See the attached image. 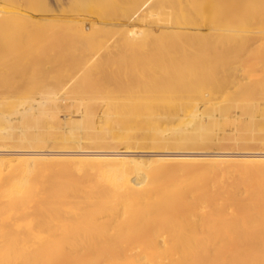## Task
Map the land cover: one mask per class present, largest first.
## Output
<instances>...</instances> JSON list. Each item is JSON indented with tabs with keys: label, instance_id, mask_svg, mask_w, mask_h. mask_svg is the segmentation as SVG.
<instances>
[{
	"label": "bare ground",
	"instance_id": "bare-ground-1",
	"mask_svg": "<svg viewBox=\"0 0 264 264\" xmlns=\"http://www.w3.org/2000/svg\"><path fill=\"white\" fill-rule=\"evenodd\" d=\"M3 1L6 0L0 3ZM38 2V13H51V20H39L34 7L31 12L36 15L29 13V22L53 32L55 38L50 40L55 41L54 50L48 54L37 45L42 52L40 62L35 61L40 63L37 80L34 78L36 89L16 91L17 83L13 90H0V151L13 153L18 147L48 145L59 149L76 145L84 150L83 144L113 149H89L88 153L83 151L87 156L74 157H64L57 151L15 158L0 154V264H264V151L218 157L197 150L205 144L215 146L220 140L214 138L218 131L213 134L212 130L221 117L216 118V105L207 106L205 100L206 109L211 108L205 116L201 105H196L199 100L195 103V99L204 97L205 87H200L202 82L197 76L207 73L204 75L210 79L219 75L217 72H230L232 49L225 50V46L221 58L217 57L220 63H216L212 56L217 47H211L207 40L222 42L220 38L228 35L231 24L226 19L219 26L211 21L212 17L230 13L234 19L236 12L252 8L255 16L250 22L261 27L264 0H54L52 10L45 0ZM229 8L234 9V15ZM6 17L0 21L7 20ZM199 18L212 22L208 35L204 33L206 42L196 41L197 31H179L190 25L189 28L197 29ZM135 20L136 26L125 28ZM25 24L31 27L30 23ZM247 38L242 36L241 40ZM203 53L208 58L202 60ZM149 77L155 82L150 84ZM224 83L228 81L224 79ZM179 84L189 92L183 94L184 91L175 89ZM202 84L207 87L212 83ZM149 85L155 90H150ZM153 91L157 94L150 93ZM67 94L71 103L77 104L70 106L67 102L64 106H70L68 111L72 112L74 106L81 119L50 131L51 127L43 125L44 116L52 110L56 115L61 108L57 113L54 108ZM231 97L250 117L248 121L255 124L251 119L261 106L240 105L239 95ZM100 102L105 105L102 118H98L97 108L101 106H96ZM189 107L190 114L183 112L186 117L189 115L187 119H178V124L169 130L163 127L165 121L170 123L173 120L169 119L177 118L176 114L172 116L175 111L188 112ZM166 111L174 113L170 117ZM162 113L169 116L165 114V119ZM240 114L236 116L240 118ZM256 118L255 121L259 119ZM17 120L23 126L20 131ZM241 122L244 121L237 123ZM145 129L152 132L139 136ZM232 143L234 147L243 144L235 136ZM122 144L129 149L120 150ZM138 145L164 149L153 153L155 157L145 176L140 172L144 160L133 157L134 151L130 149ZM221 145L218 142L215 147ZM90 165L105 170L109 185L86 186L82 178H73L71 173L75 169L86 172ZM131 167L137 176L127 178ZM40 170H53L54 174L59 170L57 174L63 173V178L50 174L52 177L45 180L44 172V180L31 182L28 174L35 171L36 175ZM240 187H245V193Z\"/></svg>",
	"mask_w": 264,
	"mask_h": 264
},
{
	"label": "rangeland",
	"instance_id": "rangeland-1",
	"mask_svg": "<svg viewBox=\"0 0 264 264\" xmlns=\"http://www.w3.org/2000/svg\"><path fill=\"white\" fill-rule=\"evenodd\" d=\"M18 0H6V1H3V2H1L0 3V18H2V17H6L5 15H7V17H6V19L7 20H4L3 22L2 21H0V41H1V43H0V90H2V92H5V91H10V90H13L14 89V87H13V89H12V86H16V84L17 85H19L18 87H15L16 89V91H20L22 88H23V90H29V88H30V90L31 89H36V87H37V74H38V70H39V68H37V67H39V65H40V63H38V62H40L39 60L41 59L39 56L41 55L40 54V51L42 52V50H38L37 49V45L38 46H40V47H38V48H40V49H43V51H45V52H47L48 54L49 53H51L53 50H54V39H53V41L52 40H50V39H52V37L53 38H55V35L53 34V32H51V30L49 29V28H44L43 30H44V32H43V30L41 29V28H38V27H36L35 25H32V23L31 22H29V13H30V15H36V13H32L33 11V8H34V10L36 11L37 10V14H38V18H39V20H41V21H45V22H47V21H50L51 20V17H52V14L51 13H49V12H45V13H38V8H39V2H38V0H34L35 1V4H34V2H33V0H31L29 3H28V0H20V1H18ZM24 1H26V3L27 4H32L33 5V7L31 8V7H26V3L24 2ZM54 0H45V2H47L46 4L48 5L47 7H48V9L49 10H52V9H54V2H53ZM5 2V3H4ZM20 2V3H19ZM33 2V3H32ZM36 2H38V4L36 3ZM49 2V3H48ZM53 2V3H52ZM194 2H197V0L195 1L194 0ZM19 3V4H18ZM20 4H21V7H20ZM23 4H25V6L23 5ZM50 4H51V6H50ZM262 4V5H261ZM260 5L262 6L261 7V11L260 12H262V15H264V6H263V4H264V2H262ZM35 5V6H34ZM28 6V5H27ZM22 8H23V10H24V8H25V12L22 10ZM252 8H246V9H244V10H242V11H238V12H236V15H234L235 14V11H234V9L233 8H229V11L232 13V15H234V19H232V16L230 15L229 16V14L227 15H222V14H217L216 15V17L219 15L220 16V18H214V17H212V22L213 23H215V22H218V24H219V26H220V24L222 25V24H224L227 20V22L229 23V24H231L230 26H229V29L227 30L229 33H227V31H226V34H230L229 36L228 35H223L220 39L222 40V42L220 41H217V40H212V41H210V40H207V36H205L204 35V33H206V35H208L207 34V32L209 33V30H210V25H209V23L211 24L212 22L211 21H209V18H206L209 22L207 23V21L206 22H204V20L202 21L201 19H204V18H199L200 20H199V23L201 24H198V26H197V29H193L192 27L191 28H189L190 26H192V25H190L189 27L187 26L185 29H180L179 31H185V30H187V31H192V30H194V31H197L198 32V34H196V37L198 38V39H196V41H203V42H206V40L207 41H209L208 43H209V45L210 44H212L211 45V47L213 46V48H215L216 49V47H217V49H218V51H216L215 50V52H214V54H213V58L216 60V63L218 62V63H220L219 61V59L218 58H221V55L224 53V48H225V46H226V49L225 50H230V49H232V51H231V61L229 62V64L230 65H228L229 66V69L228 70H230V72L229 71H221V72H217V73H219V75L217 74H215L216 75V77L214 76L213 78H212V76H211V80L210 79H208L207 78V76H205L207 73H204V74H199V75H201L200 77L199 76H197L196 78H198V81H199V78H200V81H199V83L200 82H202V83H209L210 82V84L211 85H209V84H207L208 86H210L209 88H208V86L206 87V85H203L202 83H200L202 86H200L199 84V86L200 87H204V89L202 90L203 91V95H204V97L203 98H201V100H200V98H197V99H195L196 101H195V103L196 102H198V100H199V102H198V104H196V105H201L200 106V110L202 109L203 110V115H205L206 116V112L208 113L209 111H210V109L209 108H207L209 111H207V109H206V105L208 106H210V107H213V105H214V108H215V105L217 106V109H218V106L219 105H221V107H220V111L218 110V112H217V109H216V112H215V110H214V113H216V118L217 117H221L219 120L220 121H222V123H224V124H222L218 119V121L219 122H217L214 126H213V130H212V133L213 134H215L217 131V135L215 134V136H214V138L216 137L217 139H220L218 142H219V145H221V147H215L216 145H218V142H215L216 144H215V146H214V143H212V144H210L211 145V148H209V146L210 145H207V144H205L203 147H199V149L198 148H196L197 150H202V151H205L206 153H213V154H215V156H221V155H226V156H229V155H232V154H240V153H243V152H246V151H264V24L261 26V27H258L257 25H254V24H252L250 21H251V18L253 17V15H254V13H253V11L251 10ZM30 10V11H29ZM32 11V12H31ZM234 12V13H233ZM26 13V14H25ZM255 13H256V11H255ZM4 14V15H3ZM50 14V15H49ZM257 14V13H256ZM41 15V16H40ZM47 15H48V17H47ZM215 15V14H214ZM229 16V17H228ZM255 16V15H254ZM8 17L10 18V20L8 19ZM11 18L13 19L12 21H11ZM41 18H43V19H41ZM50 18V19H49ZM214 18V19H213ZM217 19H219V20H217ZM227 19V20H226ZM26 20V21H25ZM28 20V21H27ZM217 20V21H216ZM222 20V21H221ZM7 21V22H6ZM125 21V20H124ZM225 21V22H224ZM25 22H27V24H31V27H30V25H26L25 24ZM29 22V23H28ZM6 23V24H5ZM137 23H138V21L137 20H135V21H133V22H131V23H129V24H127V26H125V28H127V27H132V26H136L137 25ZM25 24V25H24ZM207 24H208V26H207ZM188 25V24H187ZM200 25V26H199ZM202 26H205V29H204V27H202ZM206 27H208V28H206ZM24 28H25V30H24ZM33 28V29H32ZM43 28V27H42ZM117 28H120V27H117ZM124 28V27H123ZM231 28V29H230ZM36 29V30H35ZM39 29H41V30H39ZM19 30V31H18ZM21 30V31H20ZM23 30H24V32H23ZM33 30V31H32ZM46 30H49V31H46ZM5 31V32H4ZM37 31V32H36ZM40 31H42L41 33L43 34V36L41 35V33H40ZM17 32V33H16ZM28 32H30V33H28ZM46 32V33H45ZM9 34V35H8ZM30 34V35H29ZM33 34H35V35H33ZM38 34V35H37ZM199 34H201L202 35V37L200 38V37H198V35ZM5 35H7V36H5ZM14 35H16L17 36V38H16V36H14ZM200 35V36H201ZM6 38H5V37ZM10 36H11V40L10 39H8V41H7V38H10ZM12 36H14V37H12ZM18 36H20V38L18 37ZM28 36H29V39H28ZM35 36V37H34ZM48 37L47 39H45V38H42V37ZM229 37V38H227V37ZM244 37V38H247L246 36H248V40L247 39H245L244 41H242L241 40V37ZM38 37V38H37ZM18 38H19V40H18ZM224 40H226V41H224ZM44 39V40H43ZM203 39V40H202ZM228 39V40H227ZM5 40H6V42H5ZM50 40V41H49ZM10 41V42H9ZM13 41V42H12ZM14 41H16L17 43L15 44L14 43ZM43 41V42H42ZM51 41H52V44H51ZM215 41V42H214ZM224 42V43H223ZM8 43V44H7ZM54 43V44H53ZM217 43V44H216ZM222 43V44H221ZM228 43V44H227ZM6 44V45H5ZM214 44V45H213ZM224 44V45H223ZM10 45H11V48H10ZM218 45V46H217ZM229 45V46H228ZM246 45V46H245ZM13 46V47H12ZM42 46V47H41ZM243 46V47H242ZM8 47V48H7ZM242 47V48H241ZM7 48V51L5 50ZM156 48V47H155ZM221 48V49H220ZM223 48V49H222ZM230 48V49H229ZM10 49H12V50H10ZM103 49V48H102ZM100 50L101 52L102 51H104V49L103 50ZM154 49V48H153ZM152 49V50H153ZM14 50H16L15 52H14ZM222 50V51H221ZM39 53H38V52ZM159 52L161 51V49L159 48V50H158ZM12 52V53H11ZM33 53V54H31V53ZM162 52V51H161ZM234 54H233V53ZM9 54L8 56H7V54ZM30 53V54H29ZM36 53V54H35ZM218 53V54H217ZM243 53V54H242ZM29 55V56H28ZM30 55H32V56H30ZM234 55L236 56V57H234ZM38 57V58H37ZM200 57H202V60H204V59H206V58H208V55H206V54H202ZM200 57L197 59L198 60V62H199V59H200ZM211 57V58H212ZM218 57V58H217ZM16 58V59H15ZM27 58V59H26ZM40 58V59H39ZM2 59V60H1ZM12 59V60H11ZM32 61H31V60ZM36 59H38V62H35V61H37ZM26 62L27 61V63H29V64H27V63H25L24 61ZM30 60V61H29ZM196 60V61H197ZM201 61V60H200ZM12 62H14V64L12 63ZM24 62V63H23ZM35 62V63H34ZM2 63V64H1ZM10 63V64H9ZM12 63V64H11ZM32 63H34V64H32ZM38 64V66L37 65H35V64ZM18 64H20L21 66H23V67H21L20 65H18ZM4 65H5V67H4ZM19 66L21 67V68H19ZM24 66H26V67H24ZM27 66H29V67H27ZM235 67V70H234V68L233 67ZM19 69H18V68ZM35 67V68H34ZM13 68V69H12ZM6 69H8V70H6ZM16 69V70H15ZM27 69V70H26ZM1 70H4L3 72L1 71ZM233 70H234V72H233ZM9 71V72H8ZM20 71H24L23 73H24V75H23V73L21 74V72ZM28 71V72H27ZM2 72V73H1ZM8 72V73H7ZM16 72V73H15ZM226 72V73H225ZM228 72V73H227ZM233 72V73H232ZM5 73V74H4ZM30 73V74H29ZM227 74H231V76L230 75H227ZM10 75V76H9ZM17 77H16V76ZM33 75V76H32ZM222 75V76H221ZM224 75H226V76H224ZM21 76V77H20ZM26 76V77H25ZM218 76H220V77H218ZM228 76H230V77H228ZM36 77V78H35ZM168 77H170L169 75H168ZM209 77V76H208ZM17 78V79H16ZM28 78V79H27ZM36 80H35V79ZM151 77H149L148 79H150ZM153 79H154V77H152ZM157 78V77H156ZM155 78V79H156ZM206 78L208 79V80H206ZM216 79V81H215V79ZM10 81H9V80ZM12 79H13V81H12ZM15 79V80H14ZM19 79H21V80H19ZM23 79V80H22ZM34 79V80H33ZM154 79V80H155ZM214 81H213V80ZM218 79V80H217ZM222 79V80H221ZM224 79H225V82H227L228 81V83L227 84H225L224 83ZM19 80V82H17ZM151 80V79H150ZM149 80V82H151L150 84H152L153 82H155V81H150ZM196 80V79H195ZM227 80V81H226ZM12 81V82H11ZM15 81V82H14ZM22 81V82H21ZM36 81V82H35ZM208 81V82H207ZM219 81H223V82H219ZM230 81V82H229ZM10 82V83H9ZM196 82V81H195ZM13 85H12V84ZM15 83V84H14ZM20 83V84H19ZM187 83V82H186ZM185 83V84H186ZM35 84H36V86H35ZM182 84H184V82L182 83ZM180 85L179 84V86L178 85H176L174 88L175 89H178V90H180L181 91V93H183V91H184V93L183 94H185V93H187V91L189 92V84L187 83V85H188V87H186V88H188V89H185V87H183V85ZM213 84H214V87L216 86V87H221L219 90L220 91H218V90H216L215 91V89H216V87L214 88L213 87ZM4 85V86H3ZM6 85V86H5ZM9 85V86H8ZM148 85V84H147ZM11 86V87H10ZM146 86V85H145ZM150 86V85H149ZM149 86H147V87H149ZM228 86V87H227ZM8 87V88H7ZM179 87V88H178ZM181 87V88H180ZM224 87V92L222 91L223 88ZM5 89V91H3L4 89ZM144 88H146V87H144ZM150 88V90L151 89H153V90H155L154 89V86H150L149 87ZM156 88V87H155ZM213 88H214V91H213ZM148 89V88H147ZM183 89V90H182ZM212 89V90H211ZM218 89V88H217ZM14 90V91H15ZM213 91L212 93H210L209 91ZM15 91V92H16ZM251 92H253V93H251ZM150 93H153V95H156L157 94V92H150ZM240 93H242V94H240ZM227 94H228V96L229 97H231L232 95H233V97H234V95L235 96H237V95H239V102H238V104H240V105H248V106H250V105H252V103L253 104H256L257 103V106L258 105H260L261 106V109L259 108L258 110H257V108L255 109L256 111H255V115H254V118L253 119H251V120H254L253 122L256 124L257 123V125H258V128L257 127H255L256 125L255 124H253L250 120L248 121V119H250V117L247 115V114H245L244 112H243V110H242V108H241V106H237V105H235L234 104V102H233V100H232V97H231V99H229L228 98V96H227ZM244 95V96H243ZM69 95L67 94V95H65V96H62V98H61V100H60V102H59V105H58V107L57 108H54V111L57 113L60 109L59 108H61V110L55 115V113H54V115L52 114V111H51V114H47L46 116H44V121L46 120V125H45V123H44V121H43V125H44V127L45 128H49V127H51V129H50V131H55V130H57L58 128L57 127H60V126H64V125H70V123L72 122V121H77V119H81V116H80V114L79 113H77V109H74V106H73V109L71 108V110H74L73 112L72 111H68V110H70V109H68V108H70V106H71V104L73 103H71V100H69L71 97L69 96ZM254 96V98L252 99V98H250V97H253ZM208 97H210V98H208ZM214 97V98H213ZM66 99V100H65ZM208 102V104L206 103V105L204 104L206 101ZM208 100H211V101H213V103H211V101H208ZM231 100V101H230ZM241 100H242V102H241ZM63 101V102H62ZM223 103H222V102ZM225 101V102H224ZM254 101H259V102H254ZM62 102V103H61ZM68 102V104H70V106L68 107V108H66L64 105H66V103ZM209 103H211V104H209ZM226 104V106H224L225 104ZM228 103L230 104V105H228ZM243 103V104H242ZM73 104H77V103H73ZM72 104V105H73ZM102 104V105H101ZM101 106V108L100 107H97L98 108V118H102L103 117V113H102V110L104 109V104H103V102H100V103H97L96 104V106ZM103 106V107H102ZM204 106V107H203ZM223 106V107H222ZM229 107V108H228ZM238 108V110H237V112H236V110L235 109H237ZM62 108H65V110L63 109L62 110ZM75 108H76V105H75ZM100 108V109H99ZM206 109V111L204 112V110ZM223 109H225L226 111H224ZM227 109H229V110H227ZM231 109H233V110H231ZM240 109V110H239ZM192 110V108L191 107H189L188 108V112H187V110H179V111H175V113H174V111H166V112H169L168 114L170 115H172L173 113H174V115H172V116H176L177 118H171V119H169V121L170 120H173L172 122H164L163 123V127L164 128H166V129H168L169 130V128L171 127H175L176 126V124H178V122L180 121V120H178V119H181V120H185V119H187V117L189 116H187L186 117V114L188 113V114H190V111ZM201 110V111H202ZM186 112V114L185 113H183V112ZM200 111V112H201ZM224 113H226L227 111H229L227 114H228V116H229V114H230V118L232 117V119H230V118H227L226 116H227V114L225 115V117H224V115H223V112ZM240 111H242L243 112V115H242V113L240 114ZM171 112H173V113H171ZM73 113V114H72ZM76 113V114H75ZM102 113V114H101ZM220 113H222V114H220ZM237 113V114H240L241 116H240V118H238L239 117V115L238 116H236L235 114ZM246 113H249V110H247L246 111ZM163 114V113H162ZM165 114L166 113H164L162 116L166 119L167 118V116H169L168 114H166L167 116H165ZM176 114V115H175ZM171 115H170V117H171ZM181 115V116H180ZM184 115H185V118H184ZM223 117H222V116ZM50 116V117H49ZM51 116H55V117H51ZM66 116V117H65ZM101 116V117H100ZM178 116H180V118L178 117ZM234 116V117H233ZM235 116H236V118H237V120H236V118H235ZM246 116H248V117H246ZM256 116H257V118H259V119H257L256 118ZM259 116V117H258ZM62 117V118H61ZM243 117H244V119H243ZM47 118V119H46ZM53 118V120H50V119H52ZM68 118V119H67ZM223 118V119H222ZM233 118H235V120L233 119ZM255 118L257 119V120H259V122L256 120L255 121ZM263 118V119H262ZM64 119H67L66 121L64 120ZM70 119V120H69ZM176 121H175V120ZM242 119V120H241ZM261 119V120H260ZM16 120V119H15ZM227 120H232L231 122L232 123H230V121H227ZM67 122L66 124H65V122ZM233 121L235 122V124H237V125H235L234 123H233ZM240 121H244V122H241L242 124L240 125V124H238V123H240ZM245 121L247 122V124L245 123ZM261 121H263V122H261ZM19 120H17V121H15V123L17 124V126H20L19 128H17V130H22L21 128H23V126H22V124L20 123L19 124ZM238 122V123H237ZM252 124H251V123ZM172 123V124H171ZM226 123H227V125H226ZM19 124V125H18ZM49 124V125H48ZM219 126H218V125ZM248 124H249V126H248ZM223 125V127H221V126ZM239 125V126H238ZM260 125V126H259ZM49 126V127H48ZM216 126H218V128L216 127ZM262 126V127H261ZM65 127V126H64ZM221 127V128H220ZM55 130H54V129ZM57 128V129H56ZM223 128H224V130H223ZM254 128V129H253ZM48 129V130H49ZM102 128L100 127V129L99 130H101ZM238 129V130H237ZM250 129H251V131H250ZM256 129V130H255ZM167 130V131H168ZM215 130V131H214ZM234 130V131H233ZM260 132H259V131ZM166 131V133H169V132H167ZM219 131H224V134H226L225 135V137H224V134H222V132H220L219 133ZM228 132V133H225V132ZM142 132H144V131H140V134H138L139 136H142L143 134H147V135H149L152 131L150 130V129H145V132L144 133H142ZM234 132H236V133H234ZM253 132V133H252ZM139 133V132H138ZM142 133V134H141ZM213 134H212V137H213ZM223 135V136H222ZM228 135H229V137H228ZM255 135V136H254ZM261 135H263V137L261 136ZM221 136V137H220ZM234 136H235V138L237 139H239L240 138V140H241V142L243 143V144H241V145H237V146H232L233 145V139H234ZM239 136V137H238ZM223 137H224V139H223ZM231 138V139H230ZM227 139H228V141H227ZM150 140H148V141H144V142H149ZM224 141V143H221L220 144V142H223ZM227 143V145L229 146H227L229 149L228 150H224V149H226L227 147L226 146H224L223 147V144H226ZM229 142V143H228ZM148 144V143H147ZM84 145V150H83V148L80 150L78 147H75L76 145H74V146H72V147H70V148H53L52 146H50V145H48V146H46V147H28V146H23V147H18V149L15 151V152H13V153H11V152H6V151H0V154H3L6 158H15L16 156H20V155H24V154H30V153H32V154H41L42 152V154H52V153H56V151L57 152H59V153H61L62 154V156H70V157H74V155L75 156H78L77 154H79L80 156H87V155H85L86 153H84L86 150H92L91 152H93V150H112L113 148H111V147H104V149L103 148H94V147H89V146H87V144H83ZM208 146V148H204V147H207ZM213 146V147H212ZM28 147V148H27ZM93 148V149H92ZM29 149V150H28ZM53 149V150H52ZM58 149V150H57ZM124 149H129V148H127L126 147V145L125 144H122L121 146H120V150H124ZM130 149H132L133 151H134V154L132 155L133 157H137L138 159H143L144 160V162H143V166H142V168H141V173H142V175L143 176H145V174L147 173V166H149L150 164H151V159L153 158V157H155L154 155H153V153L154 152H160V151H163L164 149H156V148H151L150 146L149 147H142V145H138V146H134L133 148H130ZM51 150V151H50ZM78 150H80V151H78ZM195 150V149H194ZM30 151V152H29ZM61 151V152H60ZM84 151V152H83ZM177 151V150H176ZM224 151V152H223ZM65 152V154H63ZM74 152H76V154H73ZM78 152V153H77ZM81 154H80V153ZM84 154H83V153ZM87 153L88 152H90V151H86ZM120 152V151H119ZM118 151H116V153H119ZM177 152H180V151H177ZM67 153V154H66ZM71 154V155H70ZM73 155V156H72ZM237 157V156H236ZM240 157V156H239ZM173 164L175 163V162H172ZM90 167V169H85V171L86 172H83L84 170H82V171H79V170H76L75 169V171H73L71 174H73V178H77L78 180H79V178L81 179L82 178V180H80V181H82V182H85V185L86 184H97V185H109L108 184V181H109V177L107 176V174L105 173V170L103 169V168H101L100 166H93L92 168H91V165L89 166ZM54 170V169H53ZM53 170H40V172H36L35 174L36 175H34V172L35 171H33V172H31L30 174H28L29 175V178L30 179H32V180H30L31 182H41L42 181V179L44 180V178H45V173L44 172H46V178H45V180L46 179H49L50 178V174H52V176H54V177H58V176H60L59 178H63V177H61L62 175L61 174H63V173H61V172H59L60 173V175H58L57 174V172L59 171V170H57V171H55L56 172V174H54V171ZM37 171V170H36ZM42 171H43V173H42ZM51 171H53V172H51ZM51 172V173H50ZM40 173V174H39ZM41 174H42V177H40L41 176ZM49 174V175H48ZM70 174V175H71ZM78 175V177L76 176L75 177V175ZM30 175H32V177L30 176ZM38 175H39V177H38ZM57 175V176H56ZM33 176H35V178L33 179ZM43 176H44V178H43ZM48 176H49V178H48ZM51 176V177H52ZM80 176V177H79ZM117 176H119V175H117ZM137 176V171L134 169V167H131L129 170H128V172H127V174L125 175V177H127V178H134V177H136ZM26 177H28V176H26ZM29 178H28V180H29ZM37 178H38V180H37ZM148 178V177H147ZM91 182V183H90ZM118 183H122L123 182V180H118L117 181ZM84 184V183H83ZM87 186V185H86ZM240 190L243 192V193H245V187H240Z\"/></svg>",
	"mask_w": 264,
	"mask_h": 264
}]
</instances>
